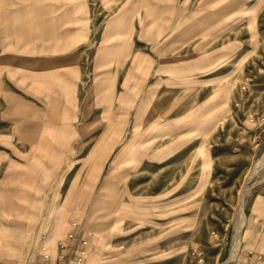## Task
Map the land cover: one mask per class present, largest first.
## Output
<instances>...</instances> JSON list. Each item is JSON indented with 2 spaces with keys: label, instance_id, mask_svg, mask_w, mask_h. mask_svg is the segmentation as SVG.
I'll return each mask as SVG.
<instances>
[{
  "label": "rangeland",
  "instance_id": "374dc122",
  "mask_svg": "<svg viewBox=\"0 0 264 264\" xmlns=\"http://www.w3.org/2000/svg\"><path fill=\"white\" fill-rule=\"evenodd\" d=\"M64 3L48 21L32 0H0V264H28L39 235L60 242L80 214L90 264H222L235 251L226 264H239L264 182L237 249L239 193L264 174L249 175L264 124L248 122L264 112V0H88L86 16Z\"/></svg>",
  "mask_w": 264,
  "mask_h": 264
},
{
  "label": "crops",
  "instance_id": "0c3cea01",
  "mask_svg": "<svg viewBox=\"0 0 264 264\" xmlns=\"http://www.w3.org/2000/svg\"><path fill=\"white\" fill-rule=\"evenodd\" d=\"M44 1L45 0H32L33 12H35L33 14L38 17V20L40 19V17L43 18L47 16L48 21H49L51 16L56 17L60 15L58 12H57L58 14H56V11L58 10V8L56 7V4H55V1H59V0H47V3ZM65 1H69V3L68 4L64 3L65 8L63 12H60V13H64L66 15L71 13V15H74V16H77V15L86 16L87 15L88 0H65ZM52 12H54L53 15H52ZM130 15L135 16L136 14L132 13ZM192 31H194V29H192ZM149 61H151V63L149 62L150 64H154L152 59ZM182 62L183 63L187 62L188 65H191L194 63L193 59L191 58L186 59ZM212 62H213L212 66H214L215 64L214 56H213ZM173 64H175V67L168 68L166 66L165 68L161 69V72L163 71L164 73L163 76L167 77L168 74H176V75L179 74L180 72L179 71L180 68L178 67L179 62H177L176 60V62H174ZM210 69L211 68L208 67L207 79L209 81L206 84H200L199 86L197 85L198 87L196 86L197 88L196 94H199V95L203 93L207 94V96L205 97L206 99L202 101V103H205L206 101V103L208 104L207 116L204 119L205 121L202 120L203 124L202 125L200 124L198 127V130L200 131L205 130V132L210 131L214 128L215 121H216L215 113L217 110L214 100L210 101V98L214 92V87H213V84L210 83V79L215 78L214 68L212 67V69L211 70ZM189 80H192V78H189ZM262 91L264 92V90ZM190 103H191L190 101L186 102V104H190ZM4 136L5 134L2 133L0 129V141H1V138H3ZM164 147L168 148L169 144L168 145L165 144ZM160 151H162V149H159V148L155 149L152 154L154 156H158ZM132 162H135V167H136V168L134 167L133 169L137 170L141 168L142 165H144L146 161L145 159L134 158ZM136 162L138 164L137 166H136ZM248 217L250 219L249 227L245 233V236H244L245 227L243 228V238H244V242H243L244 248L243 249L244 250L241 252V255L239 257V264H264V260L258 259L259 255L264 256V182L259 185V187L257 188L253 196V199L251 200ZM77 220L79 221V223L77 222L78 225L75 228H73L72 226L73 220H71L70 222H67V217L65 218L63 225L59 228L61 230H58L59 233H61L62 230L66 231L65 234L63 233L64 234L63 240H60V242H58L59 235H56V229H51V231L49 232L50 237H46L45 234H42L41 236L39 235V239L37 240L38 241L37 251L35 252L33 257L30 259V262L28 264H41L42 263V256L40 254V246L43 243L47 245L49 252L56 264H90L91 261L93 260V256L92 254L89 255L88 246L83 245L81 242V240L83 239H88L86 229L84 228V225H85L84 218L80 214ZM81 220L83 221L82 224H81ZM71 231H74L75 234L72 237H68V233ZM61 242H64L65 245L61 246ZM85 247H86L85 254L83 258L80 261H78L77 260L78 252L79 250ZM104 253L105 252H101L100 254L104 255Z\"/></svg>",
  "mask_w": 264,
  "mask_h": 264
},
{
  "label": "built area",
  "instance_id": "2783aa9c",
  "mask_svg": "<svg viewBox=\"0 0 264 264\" xmlns=\"http://www.w3.org/2000/svg\"><path fill=\"white\" fill-rule=\"evenodd\" d=\"M260 71L263 72L264 69H261ZM248 79L249 78L247 77L246 80L248 81ZM245 88H246V84H244L242 86V89H245ZM248 122L250 124L254 125L256 128L262 126L264 124V112H256L255 116H254V114H251V116L248 118ZM77 225H78V223L76 221L72 222L73 228H75ZM74 234H75L74 231H71L68 233V237H72ZM43 238H44V236H43ZM81 242L85 246L88 245L87 239H83V240H81ZM64 245H65V243L61 242V246H64ZM85 249H86V247L79 250L78 258H77L78 261H80L83 258L84 254H85ZM40 254L42 256V263L41 264H56L55 261L53 260L52 256H51L50 252H49L47 245L44 243L41 244V246H40ZM258 259L264 260V256L259 255Z\"/></svg>",
  "mask_w": 264,
  "mask_h": 264
},
{
  "label": "bare ground",
  "instance_id": "6f19581e",
  "mask_svg": "<svg viewBox=\"0 0 264 264\" xmlns=\"http://www.w3.org/2000/svg\"><path fill=\"white\" fill-rule=\"evenodd\" d=\"M264 154V152H263ZM262 154V155H263ZM263 159H264V156H263ZM263 159H260L258 161H256L255 163H253L254 165H252L250 171H249V175L252 174V172L254 171H257L259 168H261L262 165H264V161ZM257 173V172H256ZM264 181V174H262L261 176H259L258 180H256L255 182H253L252 184H248V185H245L241 192L239 193L240 196H239V207H238V221L236 222L237 223V234H236V240H237V245H236V248L238 249L239 245H240V234H239V229L244 225V212H243V208H244V205L246 203V197L247 195L249 194V192L251 193V189L256 186L257 184L261 183ZM237 218V217H236ZM236 254H237V251H235V253L232 255L231 259L227 260V261H224V263L222 264H226L228 262H230L231 260L235 259L236 258ZM230 257V256H229Z\"/></svg>",
  "mask_w": 264,
  "mask_h": 264
}]
</instances>
